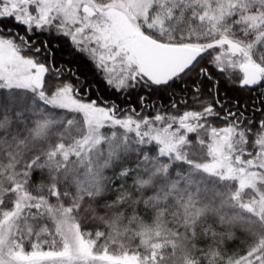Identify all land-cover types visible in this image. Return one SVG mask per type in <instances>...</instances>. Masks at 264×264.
<instances>
[{"label": "snow or ice", "instance_id": "6c2138e0", "mask_svg": "<svg viewBox=\"0 0 264 264\" xmlns=\"http://www.w3.org/2000/svg\"><path fill=\"white\" fill-rule=\"evenodd\" d=\"M0 264H264V0H0Z\"/></svg>", "mask_w": 264, "mask_h": 264}]
</instances>
